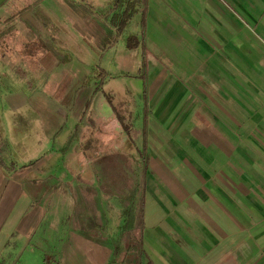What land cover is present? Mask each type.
<instances>
[{
  "label": "crops",
  "instance_id": "0c3cea01",
  "mask_svg": "<svg viewBox=\"0 0 264 264\" xmlns=\"http://www.w3.org/2000/svg\"><path fill=\"white\" fill-rule=\"evenodd\" d=\"M11 2L0 17L24 5ZM37 2L61 27L81 5L96 13ZM134 9L153 46L118 108L79 58L43 43L41 67L20 72L35 59L12 43L27 39L0 44V264H109L113 219L132 220L129 264H264V0Z\"/></svg>",
  "mask_w": 264,
  "mask_h": 264
},
{
  "label": "rangeland",
  "instance_id": "374dc122",
  "mask_svg": "<svg viewBox=\"0 0 264 264\" xmlns=\"http://www.w3.org/2000/svg\"><path fill=\"white\" fill-rule=\"evenodd\" d=\"M23 1L24 5H18L14 8V13L16 14L7 13L0 17V44L2 43L4 45L2 46V51L4 50L8 53L11 52L9 42L11 43V41L16 40L18 36H20V40L21 38H26L27 41L25 44H23L22 40L17 42L18 44H23L20 50L12 43L13 53L17 52L19 55L23 53L31 55L35 60L22 59L20 62H14L12 70L21 72V70L30 71L31 69L35 70V68H40L41 56L39 55H43L46 48L43 43H46L48 50L52 49L60 52L58 53L61 57L60 61L65 59L69 60V56H74L79 58L87 68H97L96 72L99 74V78L98 80L97 78L95 79L94 85L96 87L103 85L105 89L104 93L110 100L116 103L115 106L117 108L121 106V104H118L119 101L126 103L132 100L133 94L128 91L130 86L141 91L142 86L140 83L147 74L145 61L148 60L147 56L149 54H145L144 48L153 46V43L145 38L146 34L143 32L144 26L141 24L139 18L136 19L133 16L128 21L124 30H119L116 27L115 23L119 25L122 21L121 16L123 10L121 0H109L108 6L104 7L103 5L99 7L102 4L100 2L103 0H91V2L90 0H84L93 6L96 11L94 14L95 18L92 15L93 12L90 10V7H86L87 4L81 5L82 7H78L72 12L71 16L77 17L74 21L64 19L63 13V17L60 19L63 18L62 26L64 27L58 24L55 13L53 15L51 13L53 11H49V8H46V3L37 2V0ZM23 1L20 0L18 2L15 0V4L13 2L11 4L17 5ZM94 1L99 3L97 4ZM19 11L26 12L27 14H21L22 17H19L17 15ZM45 13L47 14L45 15ZM57 14L59 15V13ZM15 16L16 19L14 18ZM37 16L42 22H34ZM93 19H95L94 23ZM91 34L93 35L92 39L88 38ZM94 38L95 40H93ZM103 38H105L107 43H105L106 41ZM130 47L134 51L132 52L133 59L129 58L127 54H124ZM117 50H122L120 55L116 53ZM122 56L124 57L122 58ZM121 62L125 66L132 62L128 69L125 68L126 71L124 70V74L122 72L123 70L119 68ZM134 76L137 77L135 78ZM110 85H114L113 88H115V91L111 90L112 87L108 88ZM93 131L90 128L87 134L90 135V132ZM137 141L139 140L137 139ZM126 218L128 221L132 219L131 216H126ZM113 224L112 232H110L112 234L111 241L113 242V246L120 245L128 248L130 242H137V240L135 241L132 238L134 236V233H132V220L126 224L124 229L117 230L114 219ZM134 248H137V246H134Z\"/></svg>",
  "mask_w": 264,
  "mask_h": 264
},
{
  "label": "trees",
  "instance_id": "16d2710c",
  "mask_svg": "<svg viewBox=\"0 0 264 264\" xmlns=\"http://www.w3.org/2000/svg\"><path fill=\"white\" fill-rule=\"evenodd\" d=\"M137 1L138 0H121L122 10H123L122 16H121L122 21L119 23L120 26L117 23H115L116 27L119 28V30H122V29L124 30V28L127 26L129 19L135 12L134 7ZM114 249H115L114 256H113L111 264H129V263H126V256L128 252L130 251V248L126 249L121 246L115 245Z\"/></svg>",
  "mask_w": 264,
  "mask_h": 264
}]
</instances>
